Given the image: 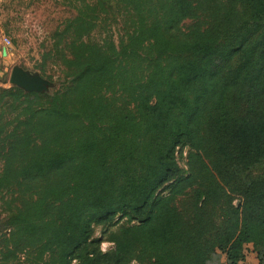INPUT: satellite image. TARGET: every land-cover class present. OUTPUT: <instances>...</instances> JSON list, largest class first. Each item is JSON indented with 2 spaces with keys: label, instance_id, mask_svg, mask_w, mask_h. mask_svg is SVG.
Here are the masks:
<instances>
[{
  "label": "trees",
  "instance_id": "obj_1",
  "mask_svg": "<svg viewBox=\"0 0 264 264\" xmlns=\"http://www.w3.org/2000/svg\"><path fill=\"white\" fill-rule=\"evenodd\" d=\"M71 3L0 85V264H264V0Z\"/></svg>",
  "mask_w": 264,
  "mask_h": 264
},
{
  "label": "rangeland",
  "instance_id": "obj_2",
  "mask_svg": "<svg viewBox=\"0 0 264 264\" xmlns=\"http://www.w3.org/2000/svg\"><path fill=\"white\" fill-rule=\"evenodd\" d=\"M72 0H0V85L9 86V73L13 64H19L30 71H39L36 63L41 58V52L51 41L54 27L62 21L65 16L73 13ZM186 19L184 22L188 23ZM111 29L116 36L117 26L112 23ZM10 37V45L6 46V53L2 52L4 43L2 36ZM93 36L99 37L100 32L95 30ZM102 35V34H101ZM47 72L52 73L55 78L57 69L49 68ZM186 148L183 149V155ZM184 164V158L179 159ZM100 227L96 233L100 234ZM112 242L103 241L102 249H107ZM73 264L75 262L73 261ZM129 264H141L132 261ZM243 264H255V258L250 253Z\"/></svg>",
  "mask_w": 264,
  "mask_h": 264
},
{
  "label": "water",
  "instance_id": "obj_3",
  "mask_svg": "<svg viewBox=\"0 0 264 264\" xmlns=\"http://www.w3.org/2000/svg\"><path fill=\"white\" fill-rule=\"evenodd\" d=\"M2 52L6 53V46L2 47ZM8 80L25 90H47L52 85V82L39 71H30L19 64L11 66Z\"/></svg>",
  "mask_w": 264,
  "mask_h": 264
},
{
  "label": "built area",
  "instance_id": "obj_4",
  "mask_svg": "<svg viewBox=\"0 0 264 264\" xmlns=\"http://www.w3.org/2000/svg\"><path fill=\"white\" fill-rule=\"evenodd\" d=\"M2 41H3V43H4V46H8V45H10V37H9V36H7V35H3V36H2Z\"/></svg>",
  "mask_w": 264,
  "mask_h": 264
}]
</instances>
